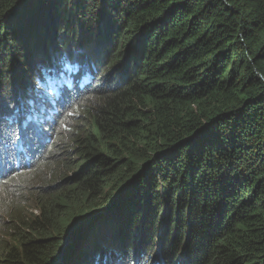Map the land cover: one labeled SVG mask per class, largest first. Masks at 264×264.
I'll use <instances>...</instances> for the list:
<instances>
[{
  "label": "trees",
  "instance_id": "trees-1",
  "mask_svg": "<svg viewBox=\"0 0 264 264\" xmlns=\"http://www.w3.org/2000/svg\"><path fill=\"white\" fill-rule=\"evenodd\" d=\"M65 46L90 90L0 187L36 211L7 198L0 264H264V0H0V126Z\"/></svg>",
  "mask_w": 264,
  "mask_h": 264
},
{
  "label": "clouds",
  "instance_id": "clouds-1",
  "mask_svg": "<svg viewBox=\"0 0 264 264\" xmlns=\"http://www.w3.org/2000/svg\"><path fill=\"white\" fill-rule=\"evenodd\" d=\"M90 63L79 46L52 50L47 59L36 60L25 85L17 89L14 110L10 111L20 124L11 116L2 118L7 120L0 126V187L30 172L58 126L63 121L71 125L69 111L84 101L90 90Z\"/></svg>",
  "mask_w": 264,
  "mask_h": 264
},
{
  "label": "rangeland",
  "instance_id": "rangeland-1",
  "mask_svg": "<svg viewBox=\"0 0 264 264\" xmlns=\"http://www.w3.org/2000/svg\"><path fill=\"white\" fill-rule=\"evenodd\" d=\"M2 101H4V99L2 100ZM90 125V124H89ZM52 164H50V165H48V169H47V171H43V172H41V173H38L37 175H35V176H32V175H30V176H27V178H26V182H36V181H38V180H43V179H46V178H50V177H52L55 173H53L52 175H50V176H46V174L47 173H50L49 172V170H52ZM36 169L37 168H35V169H33L32 170V172H34V171H36ZM64 170H66V169H64ZM8 185H10V183H7V186ZM6 186V188H7V193H9V189H8V187ZM114 185H110V186H108L107 187V189L103 192V193H106V196L108 197L109 195H111V194H109L110 193V191H112V189H114ZM113 193H114V191H113ZM30 193H26V194H24V197H26V202H25V204H23V203H17V202H21V200H23V198H20V199H17V197H18V195L16 194V193H14V194H12V192H10V195H8L9 196V198L8 199H10V200H12V202H14V205L16 206V207H14V208H16V209H14L13 208V211L14 210H19V215L21 216V217H28V215L30 214V213H33V214H36V211H32V209H31V206H34L35 204H34V201L30 198V195H29ZM8 199L7 198H5V197H2V194H0V214H1V210H2V208L4 207V205L5 206H7L8 207V211H9V205L8 204H6L7 202H8ZM16 200V201H15ZM16 202V203H15ZM17 204V205H16ZM19 204V205H18ZM21 205V206H20ZM14 215H16V212H15V214H13V216ZM37 216H38V214H37ZM104 220L106 221V222H110L112 219H111V210L109 211V213H107V215L105 216V218H104ZM101 222V221H100ZM96 227L97 228H99L100 227V225H99V222L96 224ZM106 228L105 229H103V231H107L108 230V226H105ZM0 232H2L1 231V229H0ZM3 233V232H2ZM96 239H95V242L96 243H101V241H100V239H101V234H98V235H96ZM9 243V242H8ZM84 244H87V241L85 240L84 241ZM83 244V245H84ZM88 247V248H87ZM87 247H85L84 249L82 248V251H83V253H84V255L88 258V259H90V254L88 253L89 251H90V249L92 248L91 247V245H88ZM87 248V249H86ZM85 251L87 252V253H85ZM75 254H76V251H74L73 253H72V255H71V258L69 259V262H67L66 264H69L70 262H71V260L73 259H75ZM58 262V261H57ZM124 262H122V264H123Z\"/></svg>",
  "mask_w": 264,
  "mask_h": 264
},
{
  "label": "bare ground",
  "instance_id": "bare-ground-1",
  "mask_svg": "<svg viewBox=\"0 0 264 264\" xmlns=\"http://www.w3.org/2000/svg\"><path fill=\"white\" fill-rule=\"evenodd\" d=\"M3 100V99H2ZM85 104V103H84ZM53 141V140H52ZM53 143V142H52ZM46 147H47V145H46ZM75 149V148H74ZM48 150H51V149H48ZM49 157V156H48ZM40 162V161H39ZM39 164V163H38ZM64 165V164H63ZM72 175H73V173H72ZM24 181V180H23ZM21 183V182H20ZM28 186V185H27ZM48 186V185H47ZM33 188V187H32ZM28 189V188H27ZM33 191V190H32ZM28 192V190L26 191V193ZM30 192V191H29ZM22 194H23V192H22ZM20 195H21V193H20ZM19 195V196H20ZM23 196V195H22ZM8 198V197H7ZM120 200V199H119ZM16 201V200H15ZM19 203V202H18ZM74 203V202H73ZM17 205V204H16ZM19 205V204H18ZM76 205V204H75ZM14 207H16L15 205H13ZM21 206V205H20ZM13 207V208H14ZM77 207V206H76ZM68 208V207H67ZM70 208V207H69ZM14 209H16V208H14ZM75 210V209H74ZM77 212V211H76ZM74 213V212H73ZM73 213H72V215H73ZM75 215V214H74ZM73 217V216H72ZM90 217V216H89ZM88 217V218H89ZM82 220V219H81ZM89 220V219H88ZM71 224V223H70ZM69 227V226H68ZM85 227V226H84ZM1 250V249H0Z\"/></svg>",
  "mask_w": 264,
  "mask_h": 264
},
{
  "label": "water",
  "instance_id": "water-1",
  "mask_svg": "<svg viewBox=\"0 0 264 264\" xmlns=\"http://www.w3.org/2000/svg\"><path fill=\"white\" fill-rule=\"evenodd\" d=\"M259 79L264 83V79L261 77V76H259ZM72 241H69L68 243H67V245H66V247L71 243ZM65 247V248H66Z\"/></svg>",
  "mask_w": 264,
  "mask_h": 264
}]
</instances>
